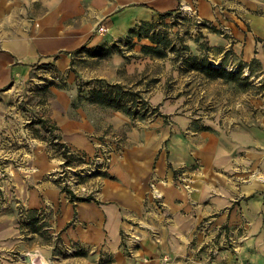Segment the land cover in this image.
Instances as JSON below:
<instances>
[{
  "label": "crops",
  "instance_id": "1",
  "mask_svg": "<svg viewBox=\"0 0 264 264\" xmlns=\"http://www.w3.org/2000/svg\"><path fill=\"white\" fill-rule=\"evenodd\" d=\"M185 6L204 23L211 59L264 62V0H0V137L9 91L35 66L65 72L87 54L77 51L119 45L143 22ZM91 58L118 62V70L127 60L116 51ZM67 90H50L58 95L54 108L61 111L52 120L65 144L92 153L108 128L125 140L89 201L73 200L49 176L55 165L46 150L34 151L36 168H28L16 200L51 240L33 238L27 264H264V125L200 131L192 120L163 127L164 120L116 110L97 127L91 106ZM32 228L28 237H37L41 231ZM23 238L15 228L0 231L9 250H26Z\"/></svg>",
  "mask_w": 264,
  "mask_h": 264
},
{
  "label": "rangeland",
  "instance_id": "2",
  "mask_svg": "<svg viewBox=\"0 0 264 264\" xmlns=\"http://www.w3.org/2000/svg\"><path fill=\"white\" fill-rule=\"evenodd\" d=\"M203 25L199 14L192 7L169 17L159 16L139 25L142 38L134 35L119 42L120 54L127 59L119 70L116 69L120 66L118 62L95 60L87 53L77 56L71 68L65 72L37 65L28 79L19 81L16 88L11 87V96L7 101L9 108L4 109L5 124L0 137V231L13 228L21 231L23 240L29 246L26 250H9L0 239V264H27L24 258L31 259L28 252H31L32 239L42 243L51 240L49 231L42 232L39 229V218L28 223L27 208L16 200L17 191L24 185L27 176L31 175L28 168L32 167L33 171L36 168L38 157L34 156H38V152L46 150L49 161L53 160L55 168L49 176L62 190L68 193L73 191L64 185V181H73L76 186L72 194L85 198L88 193L83 191L84 187H91L99 193L98 184L101 183L96 181L106 176L107 172L99 175L92 173L94 170L99 171V167L108 166L109 169L113 153L122 148L125 140L124 132L108 128L103 136L96 138L97 147L92 153L74 150L65 144L80 154V158H75L74 169L84 171L85 176L77 177L74 175L76 172L71 171L62 179L60 174L64 157L61 145L64 142L60 128L52 120L61 110L54 108L58 95L51 92V89L66 87L74 99L79 96V105L91 106L97 127L104 115H111L117 109L92 102L89 92L96 87L106 88L116 84L123 86L125 91L139 89L143 100L148 102V110L143 108L133 116L137 120L161 119L164 120L163 127H166L175 121L188 119L192 120V128L200 131H215L217 125L233 130L249 122L263 127L264 62L256 61L250 66H244L241 62L224 65L211 59L213 50L207 45V32L202 30L205 27ZM129 35L119 40H125ZM150 37L156 40L164 38L183 51V55L207 56L212 65L225 67L228 72L237 71L240 78L237 81L211 79L199 71L187 70L184 58H177L175 53L168 50L164 57L147 53L144 46L154 45ZM94 105L97 108L92 109ZM181 181L189 182L186 178ZM45 217L44 213L41 218ZM31 227H34L32 229L35 232L41 231L37 237H28L26 229ZM49 260L54 264L53 259ZM41 263L39 258L36 261L30 260V264Z\"/></svg>",
  "mask_w": 264,
  "mask_h": 264
},
{
  "label": "trees",
  "instance_id": "3",
  "mask_svg": "<svg viewBox=\"0 0 264 264\" xmlns=\"http://www.w3.org/2000/svg\"><path fill=\"white\" fill-rule=\"evenodd\" d=\"M173 15V13H167V14H161V18L169 17ZM141 28L133 29L130 31L129 37L125 39L128 40L131 36H137L138 38H142L143 34L140 31ZM148 35V33H147ZM149 36V35H148ZM151 42L154 44L146 45L144 46V49L147 53L153 54L157 57H164L167 55V50L175 53L176 57H183L184 64L186 65L187 70H196L203 74H205L207 77L211 79H227L230 81H237L240 78V74L235 72H228L225 67H216L209 62V58L207 56L199 57V56H186L183 55V51L178 49L175 45L170 44L168 41L164 40V38H160L156 40L155 37H150ZM186 50L187 47H184ZM121 52V49L118 44H114L111 47H99L96 50H91L87 48H83L79 51H77V54L87 52L92 57H105L109 56L113 52ZM80 96H82L80 94ZM89 98L92 102L96 104H102L107 105L110 107H114L117 110L123 111L124 113L135 116L139 113V110L142 111L148 110L149 104L148 102L144 101L141 97L140 91H125L124 87L116 84V85H108V87H96L95 89L91 90L89 92ZM140 107V109H138ZM61 140V139H60ZM64 144L61 145L63 147ZM59 150V148H58ZM62 156L67 160L66 162H72L71 157L67 155L66 152L62 154ZM69 194H71L72 199L75 201H89L93 200L94 198L91 197H78L74 194H72L69 191Z\"/></svg>",
  "mask_w": 264,
  "mask_h": 264
},
{
  "label": "built area",
  "instance_id": "4",
  "mask_svg": "<svg viewBox=\"0 0 264 264\" xmlns=\"http://www.w3.org/2000/svg\"><path fill=\"white\" fill-rule=\"evenodd\" d=\"M186 8H189V7H184V9H186ZM189 9H191V8H189ZM98 31L101 34H105V33H107L108 29L105 26L102 25L101 27H99V30ZM61 151H62V153L66 152L67 155L69 157H71V161H72V162L67 163L66 162L67 160L65 158L62 160V170H61V174H60L61 178L64 179L65 178L64 176L67 173L69 174V172L71 173V171L73 173L76 172L74 175L77 176V177H81V176L83 177V176H85V173H83L84 171H76L77 169H74L75 158H77V157L80 158V154H77L76 151H74L73 149H71L70 147H68L67 145H65V143H64V146L61 147ZM109 162H110V159H109ZM107 167L108 166L99 167L100 170L99 171L94 170V173H92V174L99 175L100 173L106 172L108 170ZM72 180H73V178H72ZM64 182H65L64 185H68L71 188V190L75 191L74 190V187L76 185L73 183V181H69V182L64 181ZM73 191H70V192L73 193ZM83 191L87 192L88 193L87 194V197H91V198H94L96 196V194H97L96 191H94L91 187L90 188L84 187L83 188ZM157 197L158 198H161L162 197L161 194H160V192H157ZM217 252H218V248L217 247L212 250V254L213 255L216 254ZM41 264H43V263H41Z\"/></svg>",
  "mask_w": 264,
  "mask_h": 264
},
{
  "label": "bare ground",
  "instance_id": "5",
  "mask_svg": "<svg viewBox=\"0 0 264 264\" xmlns=\"http://www.w3.org/2000/svg\"><path fill=\"white\" fill-rule=\"evenodd\" d=\"M45 262V261H44ZM45 264V263H44Z\"/></svg>",
  "mask_w": 264,
  "mask_h": 264
}]
</instances>
